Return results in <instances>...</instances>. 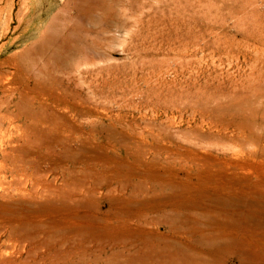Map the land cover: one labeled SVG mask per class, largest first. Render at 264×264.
<instances>
[{"label":"rangeland","instance_id":"obj_1","mask_svg":"<svg viewBox=\"0 0 264 264\" xmlns=\"http://www.w3.org/2000/svg\"><path fill=\"white\" fill-rule=\"evenodd\" d=\"M2 61L0 264H264V0H0Z\"/></svg>","mask_w":264,"mask_h":264},{"label":"bare ground","instance_id":"obj_2","mask_svg":"<svg viewBox=\"0 0 264 264\" xmlns=\"http://www.w3.org/2000/svg\"><path fill=\"white\" fill-rule=\"evenodd\" d=\"M5 61H6V59H5ZM5 61L0 62V74H5L3 70H5L4 67H5L6 64L8 66L12 65V64L6 63ZM12 66H14V64ZM10 71H12V70H10ZM10 75H12V74H10ZM12 77H11V79H12ZM9 80H10L9 79V75H8L7 78L6 77L5 78H0V87H1L2 91L4 92L3 93L4 94L3 95V97H4V101H3L4 105L3 106L0 105V194L2 196H5V197H9V196L10 197H14V194H16L17 192H20V193H18L20 195V194H23L22 191H24L23 189H21V188L18 189L17 187H18V185L20 186L21 183L23 182V181L21 182L23 174L26 173V171H28L27 168H26V164L23 161V157H22V153H21L22 152V143H21V141L23 140L24 134H26V131H27L28 127H29V124L27 125V123H26L27 127L26 126H25L26 128L24 127V124L22 122L21 112H20V109H19L21 104H19L17 98H14V95H12V93H14L13 92L14 90H12L10 86L6 88V86L8 84H11ZM13 80H15V79L13 78ZM14 85H16V84H14ZM15 88H17V87H15ZM10 91L12 92L11 94L9 93ZM15 99H16V101H15ZM27 99H28V97H27ZM30 103H31V101H30ZM48 107H46L47 110L49 109ZM41 114H43V112ZM46 114H47V112H46ZM29 116H31V115H29ZM32 117L34 118L35 116H32ZM41 120H42V118H41ZM34 122H37V120L34 121ZM48 122L50 123L49 119L43 118V121H40V125H38V127H40L41 130L43 129L45 131H49L50 132V130L52 128L50 127ZM35 128L36 127H34L33 129H35ZM12 129L16 130L18 132V134L17 135H12V133H13ZM33 129H31L30 131H32ZM9 130H11V134H9ZM33 131H35V130H33ZM36 131H37V128H36ZM42 133H43V131H42ZM15 134H16V132H15ZM30 134L32 135V133H30ZM26 135L29 136V134H26ZM27 136H25V138H27ZM33 136H34V134H33ZM28 139H29V137H28ZM28 139H26V140H28ZM31 142H32V140H31ZM38 158H39V156H38ZM24 183H26V182L24 181ZM22 185L24 186L23 183H22ZM20 187H22V186H20Z\"/></svg>","mask_w":264,"mask_h":264}]
</instances>
